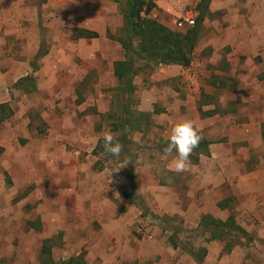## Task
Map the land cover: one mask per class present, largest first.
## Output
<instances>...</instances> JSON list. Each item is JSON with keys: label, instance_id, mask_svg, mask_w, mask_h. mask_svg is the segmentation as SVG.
<instances>
[{"label": "rangeland", "instance_id": "1", "mask_svg": "<svg viewBox=\"0 0 264 264\" xmlns=\"http://www.w3.org/2000/svg\"><path fill=\"white\" fill-rule=\"evenodd\" d=\"M128 1L0 0L14 33L2 32L7 55L35 78L16 89L0 125V264H41L46 239L53 262L198 264L192 255L206 249L202 264H264V0H213L191 66L138 61L132 99L115 76ZM146 1L174 31L189 29L176 24L187 12L199 15L200 0ZM81 29L100 37L79 38ZM208 94L220 112L203 119ZM126 105L152 112L153 124L124 131L123 144L108 125ZM184 121L214 144L177 173L176 153L164 149ZM106 133L119 157L97 149ZM227 199L229 208L216 207ZM206 214H233L247 234L210 238L200 230Z\"/></svg>", "mask_w": 264, "mask_h": 264}, {"label": "trees", "instance_id": "2", "mask_svg": "<svg viewBox=\"0 0 264 264\" xmlns=\"http://www.w3.org/2000/svg\"><path fill=\"white\" fill-rule=\"evenodd\" d=\"M212 1L213 0H200L197 6L199 15L196 19V25L186 31H174L165 24L152 19L150 15L156 8L155 3L146 0L128 1L125 10L126 38L120 41L125 50V60L117 62L115 66V76L121 83V88L119 90L122 96L132 99V95L135 91L134 79L139 73L137 63L140 60L147 63L148 67H150V64H154L156 67L160 65H177L188 68L191 66L193 53L200 40V34L202 33L204 23L211 15L210 6ZM73 33L79 38L85 39H96L100 37L98 32L85 29L75 30ZM136 39L139 40V44L135 48L133 43ZM34 80L35 78L32 75L22 78L17 83L16 89H19V86L24 87L25 81L34 82ZM24 90L27 93L25 88ZM208 97L212 98L210 96ZM217 112L214 110L206 114L212 116ZM13 113V109L10 105H0V125L7 118L12 117ZM119 114L120 115H117L116 121L114 120L115 116H111L108 127H112L113 132L122 134L119 141L123 144L127 139L123 134L124 131H131L133 133L141 132L142 130L151 128L153 124L152 112L136 113L130 111V105H126L124 110ZM103 144L104 141H100L97 149L105 151ZM212 144L211 141L202 137L199 147L194 149L190 156L191 163L198 164L201 155H210V146ZM132 183H134L133 179ZM133 191H136V189L133 188ZM127 198L131 197L128 196ZM232 201V199H227L220 203L221 209L224 210L229 208L232 205ZM239 225L240 224L233 214H231L227 220L216 218L212 214H206L201 218L200 230L203 234L210 235V238L224 241L229 238V236H236L235 234L237 233L247 234ZM33 227L35 228V224H33ZM236 239L239 240L238 238ZM50 242L51 239H46L43 242L41 264H87L83 255L72 256L61 262H53L51 257L52 245H49ZM173 242L175 249L183 248L178 238H175ZM206 255L207 250L200 249L198 254L192 256L195 257L194 259H196L198 264H202Z\"/></svg>", "mask_w": 264, "mask_h": 264}, {"label": "crops", "instance_id": "3", "mask_svg": "<svg viewBox=\"0 0 264 264\" xmlns=\"http://www.w3.org/2000/svg\"><path fill=\"white\" fill-rule=\"evenodd\" d=\"M157 6L163 9L158 3ZM170 10H172V5L170 6ZM11 29L12 28H7L5 23L0 20V105L8 104L12 108L13 94L19 92L18 90H16V85L22 78L28 76L29 64L28 62L20 61L19 58H14L11 57V55H7V51H6L7 38L5 35L14 34ZM3 30L6 31L5 35L2 34ZM205 96H206V100L202 101L200 103V106H197V111L199 112L201 118L203 119L213 118L219 114L220 109L215 105L216 101H213V98L208 97L210 96L209 94ZM206 106H211V107L213 106V108L206 110L207 108ZM214 110L218 112L216 114H213L212 116L206 114L207 112H213ZM201 136L213 143L212 140L208 139L203 134H201ZM203 156L209 157L210 155H201L200 163H201V157ZM223 201L219 202L218 206H216L220 210H221L220 203H222ZM220 210L218 211L221 212Z\"/></svg>", "mask_w": 264, "mask_h": 264}, {"label": "clouds", "instance_id": "4", "mask_svg": "<svg viewBox=\"0 0 264 264\" xmlns=\"http://www.w3.org/2000/svg\"><path fill=\"white\" fill-rule=\"evenodd\" d=\"M201 139V135L191 121L176 124L171 129L168 146L164 149L166 155L176 153V158L171 161L169 168L177 173L184 172L190 162L191 154L199 147ZM103 147L106 153L115 157H119L122 151V145L118 142L114 143L111 133L104 134Z\"/></svg>", "mask_w": 264, "mask_h": 264}, {"label": "built area", "instance_id": "5", "mask_svg": "<svg viewBox=\"0 0 264 264\" xmlns=\"http://www.w3.org/2000/svg\"><path fill=\"white\" fill-rule=\"evenodd\" d=\"M196 19V12H187L176 24L178 28H192L196 25Z\"/></svg>", "mask_w": 264, "mask_h": 264}]
</instances>
